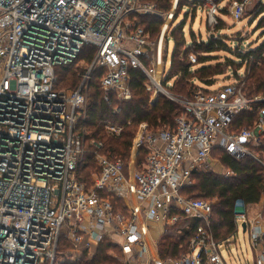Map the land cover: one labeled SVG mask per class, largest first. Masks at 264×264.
I'll return each instance as SVG.
<instances>
[{"label": "built area", "instance_id": "1", "mask_svg": "<svg viewBox=\"0 0 264 264\" xmlns=\"http://www.w3.org/2000/svg\"><path fill=\"white\" fill-rule=\"evenodd\" d=\"M178 2L154 44L142 20L163 14L145 0H0V264H78L105 242L118 250L109 253L114 264H227L220 246L241 231L255 249V264H264V209L252 217L250 205L237 201L235 232L219 241L215 204L181 194L194 173L210 172L215 151L251 158L264 168L263 151L257 153L264 95L247 97L240 81L210 94L200 87L190 97L170 93L164 86V41ZM252 2L232 0L226 13L240 22ZM206 5L214 29L222 8L214 0ZM86 47L93 49L91 60L78 61ZM189 59L197 64L196 56ZM70 66L78 72V86L58 89V69ZM132 70L148 79L150 108L163 95L183 113L173 128L151 132L142 124L127 169L101 153L103 144L92 139L87 123L96 75L104 102L112 106L133 99ZM255 107V123L235 129V118ZM123 131L121 125L106 126L114 138ZM142 149L147 155L138 169ZM91 156L96 166L87 175ZM195 220L189 251L162 259L163 237ZM62 242L71 247L65 259Z\"/></svg>", "mask_w": 264, "mask_h": 264}, {"label": "trees", "instance_id": "2", "mask_svg": "<svg viewBox=\"0 0 264 264\" xmlns=\"http://www.w3.org/2000/svg\"><path fill=\"white\" fill-rule=\"evenodd\" d=\"M145 1L157 5L165 14L170 11L173 0ZM196 2L198 3L199 0H187V4L183 0H180L177 8V17L184 11L185 6L198 8V10L200 8L206 9V0L199 2V5L202 4V6H199ZM216 2L219 1L217 0ZM263 13L264 11L260 14ZM162 21L163 19L160 18H143L142 26L150 34V38L161 27ZM263 22L264 19H262L261 24ZM223 24L224 22L219 17V24L214 29H211L208 23L207 26L211 31L218 34L224 30L225 26ZM182 28L183 24L179 26L178 30ZM216 36L214 35V38H209L208 41H193L191 45H187L188 42L182 32L181 41L177 39L175 34L171 36L170 39L175 43V50L170 62V72L164 86L173 95L190 97L193 91L199 88L195 84V81H197L203 86L202 90L210 94L214 91L211 88L218 83V79L226 74L224 68H228L233 71L235 81L243 82V90L247 97L253 98L263 95L264 41L256 48H249L247 51H243L238 47L234 52L225 41V38H215ZM193 38L195 40L194 36ZM92 51V48L86 47L78 61L84 60L89 62L94 54ZM219 51L230 53L232 57L240 60V64L234 58L229 57L223 62L219 61V57L213 55ZM167 54L168 46L167 50H165V63H167ZM190 55L196 56L197 64H191ZM245 64L248 65V72L246 76L241 77L238 71ZM196 66L198 68L194 69ZM79 71L82 70L79 69ZM57 74L58 89H75L78 86L79 77L74 66L61 67L58 69ZM100 77L101 74L96 75L90 88L91 105L87 127L92 133V139L103 144L101 153L122 160L128 169L134 141L140 126L147 124L151 132H156L164 127L173 128L176 119L182 115L183 110L163 95H160L157 104L150 108L151 92L147 90L148 79L140 70L131 71L133 99L119 104L114 101L112 106H108L103 100V92L100 89ZM169 82H172V86L170 87L168 86ZM115 108H120L119 114L114 113ZM257 116L258 107H255L252 112L241 113L233 122L234 128L239 129L252 126ZM108 124L123 126L124 131L121 136L118 138L109 136L106 132ZM260 150L263 151L262 155H264V138ZM146 155L147 152L142 149L137 158L138 169L142 168ZM215 156L220 159L224 167L232 172L231 177L217 175L211 171L196 172L192 175L190 184L182 190L181 194L192 200H219L218 207L224 212V217L219 222L214 223L213 232L217 240L227 241L235 232L237 201L242 200L246 205H256L262 201L264 195V168L260 163L251 158L236 160L222 151H215ZM90 161V166L84 167L87 168V175L96 166L93 156L90 157ZM197 226L198 221L196 220L185 221L178 227L171 229L163 237L164 240L160 245V247H164L161 250L163 259H176L182 252H185ZM179 230H182L180 234ZM70 249V244L62 242L61 253H66ZM112 250L118 253V250L109 242H105L94 251L92 256L88 254L83 256L78 264H112L113 259L109 256Z\"/></svg>", "mask_w": 264, "mask_h": 264}, {"label": "rangeland", "instance_id": "3", "mask_svg": "<svg viewBox=\"0 0 264 264\" xmlns=\"http://www.w3.org/2000/svg\"><path fill=\"white\" fill-rule=\"evenodd\" d=\"M183 1L184 3L187 4V0H183ZM200 1L201 0H199V2ZM218 1H219V6L221 7V4L225 5L226 2L230 0H218ZM179 2H178V6H179ZM199 2L196 3L199 5ZM174 4H175V0L172 1V6L170 11L165 14L158 7V10L163 14V18H160L163 19V21L161 27L154 34V36L151 37V42H153L154 44L159 41L163 33L164 27L166 25L167 19L169 15L172 13V10L175 6ZM178 6L176 7L173 17L170 20L167 29L165 30L166 34L164 41V51L167 50V46H168L166 76L170 72V62L172 60L173 53L175 50V43L172 39H170L171 36H173L174 34L176 35L177 39L181 41V32H182V34L185 36L188 42L187 45H191L193 41H198V42L202 40L208 41L209 38H214V35H217L215 38H219V37L225 38L226 39L225 41L228 43L229 47H231L234 52L237 50L238 47H240L243 51H247L249 48H256L257 46L260 45L261 42L264 41V37H262L264 35V22L261 24L262 19H264V13L260 14L262 11H264V0H253L252 4L248 7L245 15L243 16L240 22H236L232 20L230 16L228 18H225V22L223 24L225 28L218 34H216L214 31H211L207 26V22H208L207 13H206L207 5H206V9L200 8L199 10L198 8H193V7L190 8L189 6H185L184 11L180 14L179 17H177ZM199 6H202V4ZM224 14L228 15V13H224ZM175 20L176 22L174 23ZM182 24H183V28L181 30H178L179 26ZM193 36L195 37V40ZM213 55L219 57L220 59L219 61L221 62L225 61L227 57L234 58L230 53H227L226 51L215 52ZM234 59L240 64L239 59L237 58ZM213 63L215 64V62ZM197 68L198 66H196L194 69ZM247 69H248V65L245 64L243 68H240L238 74L241 77L246 76L248 72ZM224 70L226 74L218 79V83L214 87H212L211 90H216L219 87L235 82L236 79L233 71L228 68H224ZM195 84L200 88L203 87L197 81H195ZM257 153L260 154V151H258ZM263 157L264 155H262L261 153L260 159L264 162ZM210 171L213 172L214 174L226 176V177H231L232 175V172L229 171L226 167H224L220 159L216 156L214 157L213 167L210 169ZM210 201L215 204V222H219L220 220H218L219 219L218 212L221 211V209L218 207L219 200L214 199ZM262 209L264 208L262 207V201H261L256 205H250L248 211L250 210L252 217H257L256 215L258 213H261ZM262 217H263V213H262ZM163 240L164 239H162V241ZM162 241L160 242V245ZM160 245H159V253H160V257L163 259V257L161 256V250L164 247L163 246L160 247ZM188 251L189 248L185 252H182L181 254L187 253ZM220 252L223 255L224 259L226 260L227 264H255L256 262L255 249L252 248L247 234H244L242 231L240 232L239 236L236 239L232 238L230 239L228 244L221 245ZM114 254H117V252L114 251ZM60 257L65 259L66 254L64 253L63 255H60ZM112 263L114 264V260Z\"/></svg>", "mask_w": 264, "mask_h": 264}, {"label": "crops", "instance_id": "4", "mask_svg": "<svg viewBox=\"0 0 264 264\" xmlns=\"http://www.w3.org/2000/svg\"><path fill=\"white\" fill-rule=\"evenodd\" d=\"M231 1H232V0L227 1L225 5H224V4H223V5L221 4L222 9H221V15H220L219 17L221 18V20H222L223 22H225V18H228V17H229V15H226V14H224V13H226V9H225V7H227ZM223 7H224V8H223ZM223 12H224V13H223ZM218 213H219V219H222V218L224 217V212L221 210V211H219Z\"/></svg>", "mask_w": 264, "mask_h": 264}, {"label": "water", "instance_id": "5", "mask_svg": "<svg viewBox=\"0 0 264 264\" xmlns=\"http://www.w3.org/2000/svg\"><path fill=\"white\" fill-rule=\"evenodd\" d=\"M243 229H244V232H246L245 231V229H246V224L245 223L243 224Z\"/></svg>", "mask_w": 264, "mask_h": 264}]
</instances>
